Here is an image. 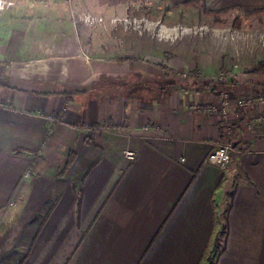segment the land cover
Here are the masks:
<instances>
[{"label":"crops","instance_id":"0c3cea01","mask_svg":"<svg viewBox=\"0 0 264 264\" xmlns=\"http://www.w3.org/2000/svg\"><path fill=\"white\" fill-rule=\"evenodd\" d=\"M9 25L0 39V211L16 198V223L0 213V264H264V120H253L263 108L232 110L222 170L206 161L225 140L220 117L204 110L219 100L210 63L94 54L59 13ZM224 85L234 97L264 92V74ZM105 122L116 128L101 131Z\"/></svg>","mask_w":264,"mask_h":264},{"label":"rangeland","instance_id":"374dc122","mask_svg":"<svg viewBox=\"0 0 264 264\" xmlns=\"http://www.w3.org/2000/svg\"><path fill=\"white\" fill-rule=\"evenodd\" d=\"M205 8L200 2L178 7L157 0H0V39L11 34V19L23 23L36 19L40 11L45 15L59 13L74 22L79 44L91 53L115 59L161 58L163 62L173 59L190 64L195 58L203 59L214 68L211 78L220 73L228 75L218 83L225 88V83L239 73H250L264 60V12L248 14L249 10L229 8L215 17L206 15ZM33 26L30 23L29 27ZM185 73L188 71L182 77ZM42 152L36 158H41ZM74 159L72 151L59 173L64 174ZM15 204L16 198L9 199L0 213L9 216L8 209ZM10 218L3 222L16 223ZM10 226L14 227L9 232L16 224ZM7 229L0 225V236Z\"/></svg>","mask_w":264,"mask_h":264},{"label":"built area","instance_id":"2783aa9c","mask_svg":"<svg viewBox=\"0 0 264 264\" xmlns=\"http://www.w3.org/2000/svg\"><path fill=\"white\" fill-rule=\"evenodd\" d=\"M227 76V74L220 73L214 77V85L219 88V100L204 108L206 112L217 114L220 117V121L225 130V140L208 154L206 160L207 163L222 170L228 169L232 160L231 151L233 148V129L230 121L232 110L235 108H245L254 104H258L260 108L264 109V92H254L234 97L227 89L221 88L218 83ZM253 120L255 122H262L264 120V113L262 111L256 112ZM115 128L116 126H111L108 122L101 124L99 127L101 131L105 132L111 131ZM142 129L148 130L149 126L144 125L142 126ZM125 156L129 160H134L137 158V152L132 149L126 150Z\"/></svg>","mask_w":264,"mask_h":264},{"label":"trees","instance_id":"16d2710c","mask_svg":"<svg viewBox=\"0 0 264 264\" xmlns=\"http://www.w3.org/2000/svg\"><path fill=\"white\" fill-rule=\"evenodd\" d=\"M112 1V0H109ZM133 1H138V0H133ZM200 0H189L188 2H185L184 5L186 6H193L196 5ZM229 9H222V10H213V9H208L205 8L204 9V13L206 15H212V16H219L221 13L227 11ZM264 12V8H259V9H255V10H251L248 12V14H254V13H262ZM250 73L252 74H264V60L261 61L256 67H254V69H252L250 71Z\"/></svg>","mask_w":264,"mask_h":264},{"label":"bare ground","instance_id":"6f19581e","mask_svg":"<svg viewBox=\"0 0 264 264\" xmlns=\"http://www.w3.org/2000/svg\"><path fill=\"white\" fill-rule=\"evenodd\" d=\"M174 31H175V33H177V30H176V29H175ZM166 33H167V32H166Z\"/></svg>","mask_w":264,"mask_h":264}]
</instances>
